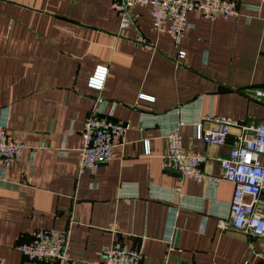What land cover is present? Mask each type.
I'll return each mask as SVG.
<instances>
[{"label": "crops", "instance_id": "crops-1", "mask_svg": "<svg viewBox=\"0 0 264 264\" xmlns=\"http://www.w3.org/2000/svg\"><path fill=\"white\" fill-rule=\"evenodd\" d=\"M111 1L0 0V123L25 143L0 177V264H55L15 248L36 227L66 232L64 264L93 260L115 241L139 247V264H264V238L228 222L231 182L160 166L177 125L183 149L204 153L203 171L218 174L237 129L205 143L193 123L204 113L262 117L254 91L264 88V0H236L226 18L189 10L177 42L151 27L147 5L131 6L121 29ZM96 65L107 67L99 89L86 83ZM88 114L129 123L94 173L77 168Z\"/></svg>", "mask_w": 264, "mask_h": 264}, {"label": "built area", "instance_id": "built-area-1", "mask_svg": "<svg viewBox=\"0 0 264 264\" xmlns=\"http://www.w3.org/2000/svg\"><path fill=\"white\" fill-rule=\"evenodd\" d=\"M136 4L147 5L151 27L157 33H167L174 42L189 25V10H196L205 19L216 16L226 18L238 13L236 0H112L110 6L118 16L121 29H125L130 22L128 9ZM183 55V50H177L175 61ZM106 71L105 65H96L87 77V85L101 88ZM254 95L261 97L264 103V88L255 89ZM139 97L152 98L144 94H139ZM201 120L212 121L214 126L203 127ZM128 126V122L109 116L86 115L79 132L78 170L94 173L99 164L110 160L115 139L121 137ZM230 127L237 129L234 144L225 155L216 158L220 168L218 174L203 171L201 164L205 158L204 153L183 149L177 125L166 135V148L160 166L175 169L182 176L201 183L215 185L220 179L231 182L232 192L227 208L230 226L264 238V201L260 199V192L264 191V113L258 121L252 123L226 114L204 113L193 123V135L205 143L222 144ZM24 148L25 143L14 139L6 132L5 125L0 123V177ZM142 149L144 153L149 152L146 138L142 140ZM15 248L28 259L52 260L55 264H64L69 260L67 234L53 227H36L31 239L18 241ZM141 257L139 247H127L115 241L101 246L97 258L84 260L82 264H139ZM262 261L264 263V258ZM243 264L251 263L245 260Z\"/></svg>", "mask_w": 264, "mask_h": 264}]
</instances>
